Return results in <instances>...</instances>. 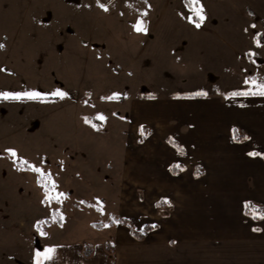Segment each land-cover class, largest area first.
<instances>
[{"label": "rangeland", "instance_id": "obj_1", "mask_svg": "<svg viewBox=\"0 0 264 264\" xmlns=\"http://www.w3.org/2000/svg\"><path fill=\"white\" fill-rule=\"evenodd\" d=\"M254 2L264 4V0ZM200 3L205 20L215 18L204 7L205 0ZM234 9L225 21L257 18L252 10L246 14L242 7ZM188 19L199 23L187 0H0V54L10 52L30 77L29 82L17 70L13 78L1 77L0 92L40 93L37 99L0 97V264H35V253L48 247L56 251L43 264L79 261V254L107 263L116 254V242L130 230L114 221L115 216L128 219L144 235L142 239L132 235L133 243H141L156 228L158 207L166 203L143 199L141 173L148 166H141L143 148L133 157L128 153L130 132L122 121L129 117L125 99L130 97L131 85L140 84L141 78L130 63L138 61L140 50H136L141 45L156 42L150 41L156 29L187 35L183 25ZM157 20L177 21L178 27L160 28ZM138 21H143L146 32L136 31ZM171 44L159 41L161 62L166 64L164 84L199 82L198 68L180 47L170 53ZM141 57L144 67L156 64ZM188 71L193 77L189 74L179 81L180 73ZM262 71L245 69L250 81L235 91H254L251 81L255 76L261 83ZM228 74L224 80L209 73L205 86L241 76L232 69ZM58 89L67 96L53 95ZM137 91L161 93L145 86ZM79 93H88V99L64 103L67 98L77 100ZM114 94L118 98L108 99ZM52 98L59 99V105L46 111L45 101ZM88 113L102 114L105 126L98 129L91 122V127ZM20 162H26L27 169ZM33 166L44 175L33 171ZM58 193L63 195L48 199Z\"/></svg>", "mask_w": 264, "mask_h": 264}, {"label": "crops", "instance_id": "obj_2", "mask_svg": "<svg viewBox=\"0 0 264 264\" xmlns=\"http://www.w3.org/2000/svg\"><path fill=\"white\" fill-rule=\"evenodd\" d=\"M221 2L205 0L204 7L215 18L205 20L199 28L194 19H188L183 25L187 35L154 30L150 41L156 42L136 48L140 50L138 61L130 63L141 78L140 84L131 85L130 97L125 99L128 120H121L130 132L128 153L133 157L143 148L141 166H148L141 173L143 199L154 204L167 201L158 207L156 228L141 243H133L130 230L124 231L115 244L114 258L107 263L79 254V261L68 264H264V219L255 218L256 212H264V96L232 95L244 92L235 90L250 81L245 69H264V4ZM235 6L246 14L254 11L257 18L238 16L237 21H225ZM156 23L160 28L166 24L178 27L177 21ZM164 39L172 42L170 53L180 47L198 68L199 82L164 84L161 77L166 64L161 62L159 45ZM10 54H0V78H13L17 70L30 82L24 64ZM140 56L156 64L144 67ZM229 69L241 76L205 86L212 72L228 80ZM189 74L193 77L191 72L180 73L179 81ZM141 86L161 93H137ZM78 95L77 100L67 98L64 103L77 104L89 97L88 93ZM47 101L46 111L59 105V99ZM98 115L88 113L86 119L91 127L93 123L101 129L105 122L103 125ZM251 152L260 155L251 156ZM249 201L252 207L247 210Z\"/></svg>", "mask_w": 264, "mask_h": 264}, {"label": "snow or ice", "instance_id": "obj_3", "mask_svg": "<svg viewBox=\"0 0 264 264\" xmlns=\"http://www.w3.org/2000/svg\"><path fill=\"white\" fill-rule=\"evenodd\" d=\"M190 5H191V10L195 13L196 16L199 17V23H196L195 26L197 28H199L201 26V24L204 22L205 20V15H204V8L203 5L200 3V0H190ZM102 8H104L105 11H107V8L101 4L100 5ZM136 31L138 32H146L147 29L144 26L143 21H138L136 25H134ZM257 45H259V41H256ZM0 47H3V45H0ZM252 84H254L256 86V88L258 89V91L256 92H249V91H244V92H234L232 95H262L264 96V83H257L255 80L251 81ZM53 95L55 96H59L61 98H64L65 96H67L66 92H63L61 90H56V92L53 93ZM197 95H206V93L204 92H198ZM40 93L38 92H0V97H2L5 100H19V99H23V98H28V99H37L39 98ZM118 98V94H114L112 97H108V99H116ZM99 120H105L106 118L101 114L97 117ZM245 139H248V137H245ZM9 151L11 152V154L13 156L16 155V152L14 150L9 149ZM249 155L251 156H256V155H260V153H256V152H251L249 153ZM33 171L36 172H41L42 175L43 172L41 169L36 168L35 166H33L32 168ZM48 185L45 184V187H47ZM52 188L54 189L56 187L55 182H52ZM63 194H56L55 196L53 195H49L48 199L51 200L53 198L58 199L59 196H61ZM167 202V201H165ZM246 207H252L251 202H246ZM255 218L258 219H264V212H256L255 214ZM155 227V226H154ZM254 230H258V229H254ZM41 235H45V233L41 232ZM56 249L53 247H48L46 248L43 252L37 251L35 253V264H43V261H47V260H51L53 258V255L55 253Z\"/></svg>", "mask_w": 264, "mask_h": 264}, {"label": "trees", "instance_id": "obj_4", "mask_svg": "<svg viewBox=\"0 0 264 264\" xmlns=\"http://www.w3.org/2000/svg\"><path fill=\"white\" fill-rule=\"evenodd\" d=\"M187 3H188V5H190V1L189 0H187ZM190 7H191V5H190ZM20 163H22V162H20ZM23 163H26V162H23ZM22 163V165L20 164V166L23 168V169H27V168H25L24 166H28V164L26 163V165L25 164H23ZM249 208L250 207H247V210H249ZM114 221H116V222H118V223H120V224H123V225H126L128 228H130V231H131V234L133 235V236H135L137 239H142L143 238V234H139L138 232H136V230L134 229V227H133V224L128 220V219H125V218H123V217H121V216H115V220ZM51 222V220L49 219V220H47V223H50ZM51 224V223H50ZM98 227L100 228V225H98Z\"/></svg>", "mask_w": 264, "mask_h": 264}]
</instances>
